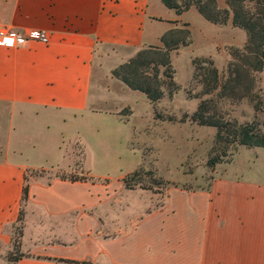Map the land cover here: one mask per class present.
I'll list each match as a JSON object with an SVG mask.
<instances>
[{
	"label": "crops",
	"instance_id": "0c3cea01",
	"mask_svg": "<svg viewBox=\"0 0 264 264\" xmlns=\"http://www.w3.org/2000/svg\"><path fill=\"white\" fill-rule=\"evenodd\" d=\"M194 10L176 13L161 0H0V24L48 38L0 46V264H8L17 224L14 264H264V168L249 156L241 172L204 187L170 184L162 195L126 188L122 178L133 171L114 180L83 165L113 155L100 142L82 145L80 128L134 152L133 110L121 119L129 105L110 88L127 86L111 70L160 46L176 23L209 28ZM243 32L241 45L230 46L244 45ZM258 76L264 94V67ZM52 124L55 132L34 144L31 135ZM249 150L264 156L262 147Z\"/></svg>",
	"mask_w": 264,
	"mask_h": 264
},
{
	"label": "rangeland",
	"instance_id": "374dc122",
	"mask_svg": "<svg viewBox=\"0 0 264 264\" xmlns=\"http://www.w3.org/2000/svg\"><path fill=\"white\" fill-rule=\"evenodd\" d=\"M222 1L219 0L220 3ZM193 13L202 22L207 23L209 28H205L200 22L190 23V45L178 53L176 52L181 47L171 53V64L175 70L174 81L180 86L176 92L170 96L166 90L160 102L151 105L142 92L129 87L122 90L113 84L110 87L116 102L129 105L121 108L120 118L125 120L131 113V109L133 110L130 122L137 128L132 140L134 152L126 154V150L113 139L112 135L103 133L101 130L98 133L94 131L91 133L87 129H79L78 136L82 145L89 147L100 142L104 144L103 148L113 155L105 164H96L93 161L84 163V168L91 173L108 174L116 180L121 174L138 169L139 174L133 178L134 181H139L136 186H145L151 192L162 195L170 184L190 188L204 187L215 176L241 172V166L246 165L245 156L250 157L249 165L253 166L251 162L255 161L253 167L259 170L264 168V156L260 155V158L255 160L249 150L253 147L248 148L243 145L229 150L227 156L214 165H209L207 162L214 144L216 128L199 125L188 119L196 109L200 98L188 96L187 91L195 94L201 89L200 85L192 80L194 68L191 60L194 57H210L222 75L231 58L227 46L241 45L245 33L242 29L231 26L230 17L224 25H214L207 22L197 10ZM161 71L162 68L159 69L160 73ZM111 77L114 76L111 74ZM213 96L204 95L201 98ZM217 105L226 119L236 120L238 123L251 122L256 117L260 129L264 131V110L255 112L247 100L242 99L238 102L222 100L218 101ZM155 113L162 118H155ZM185 115H187L185 120L180 121ZM74 125L71 124L73 127ZM54 127L52 124L49 129L44 127L39 130L40 132L33 133L31 137L35 139L34 144L51 136V133L55 132ZM141 158V165L137 167ZM18 231L19 224L14 229V239L17 238ZM14 254L12 259L19 256V252Z\"/></svg>",
	"mask_w": 264,
	"mask_h": 264
},
{
	"label": "trees",
	"instance_id": "16d2710c",
	"mask_svg": "<svg viewBox=\"0 0 264 264\" xmlns=\"http://www.w3.org/2000/svg\"><path fill=\"white\" fill-rule=\"evenodd\" d=\"M168 8L176 13H182L194 7L207 21L224 25L229 17L234 27L246 32V41L239 47H228L230 60L221 75L210 57H194L192 80L201 89L195 94L188 90V96L198 97L200 101L196 109L189 116V120L199 125L216 128L214 144L208 164L214 165L227 156L228 151L238 145L248 148H264V131L259 127L256 117L251 122L238 123L236 120L226 119L218 109V101L229 100L238 102L242 99L251 103L253 110H264V94L259 86L258 74L264 67V0H224L225 7H220L218 0H161ZM160 46L149 45L138 50L128 61L112 69V76L120 79L132 90L142 92L149 102L154 105L167 90L171 96L180 86L174 81L175 70L171 64V53L180 47L191 43V32L188 23H176L175 26L160 36ZM162 68L161 73L159 69ZM152 70V72H151ZM204 95H214L201 98ZM155 118L162 116L155 113ZM185 115L180 121H184ZM140 170L128 173L122 178L126 188L148 189L138 185L134 176ZM62 178L77 179L74 175H60ZM83 178V177H80ZM28 183L22 189V198L27 196ZM18 220H21L19 215ZM13 241V250L8 256L9 262L15 259L18 249V236ZM12 259V260H11Z\"/></svg>",
	"mask_w": 264,
	"mask_h": 264
},
{
	"label": "built area",
	"instance_id": "2783aa9c",
	"mask_svg": "<svg viewBox=\"0 0 264 264\" xmlns=\"http://www.w3.org/2000/svg\"><path fill=\"white\" fill-rule=\"evenodd\" d=\"M13 32L17 33L18 35L22 36L25 41H27V45L32 41V40H37V41H42V42H47L48 38L45 32L41 30H20L16 28H12L3 24H0V41L4 40L5 37L10 36ZM37 32L39 34L38 38H33L32 33ZM8 47V46H6ZM15 47H22L19 45V43L16 44Z\"/></svg>",
	"mask_w": 264,
	"mask_h": 264
},
{
	"label": "clouds",
	"instance_id": "9594fccd",
	"mask_svg": "<svg viewBox=\"0 0 264 264\" xmlns=\"http://www.w3.org/2000/svg\"><path fill=\"white\" fill-rule=\"evenodd\" d=\"M32 36L33 38H38L39 34L37 32H33ZM17 43H19L22 47H26L28 42L25 41L22 36L13 32L10 36L5 37L4 40L0 41V46L15 47Z\"/></svg>",
	"mask_w": 264,
	"mask_h": 264
}]
</instances>
